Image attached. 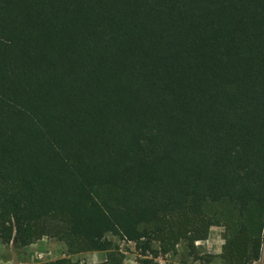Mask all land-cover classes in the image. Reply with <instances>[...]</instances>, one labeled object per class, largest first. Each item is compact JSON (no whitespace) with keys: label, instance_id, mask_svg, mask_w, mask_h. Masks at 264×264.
I'll return each mask as SVG.
<instances>
[{"label":"trees","instance_id":"trees-1","mask_svg":"<svg viewBox=\"0 0 264 264\" xmlns=\"http://www.w3.org/2000/svg\"><path fill=\"white\" fill-rule=\"evenodd\" d=\"M213 227L260 261L264 0H0L1 243L212 264Z\"/></svg>","mask_w":264,"mask_h":264},{"label":"rangeland","instance_id":"rangeland-1","mask_svg":"<svg viewBox=\"0 0 264 264\" xmlns=\"http://www.w3.org/2000/svg\"><path fill=\"white\" fill-rule=\"evenodd\" d=\"M223 245V230L219 227H213L209 236L204 241H196V246L200 255H213L215 258L212 264H221L219 256L221 255V246ZM120 249L125 255L124 264H199L193 262L183 247L177 248L175 254H169L163 257L153 259L151 255H140L133 244L119 243ZM70 257L65 246L52 239H42L25 248H14L11 245H3L0 241V264H47L57 259ZM104 257L103 253H87L71 256L72 261L98 263ZM264 249L259 262L263 264Z\"/></svg>","mask_w":264,"mask_h":264},{"label":"crops","instance_id":"crops-1","mask_svg":"<svg viewBox=\"0 0 264 264\" xmlns=\"http://www.w3.org/2000/svg\"><path fill=\"white\" fill-rule=\"evenodd\" d=\"M104 258V257H103Z\"/></svg>","mask_w":264,"mask_h":264}]
</instances>
